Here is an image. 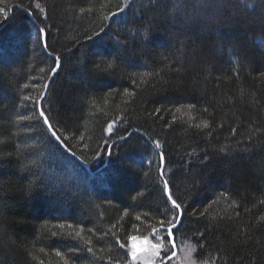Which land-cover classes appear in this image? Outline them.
Instances as JSON below:
<instances>
[{
    "label": "trees",
    "instance_id": "obj_1",
    "mask_svg": "<svg viewBox=\"0 0 264 264\" xmlns=\"http://www.w3.org/2000/svg\"><path fill=\"white\" fill-rule=\"evenodd\" d=\"M126 2L0 0V264H127L165 181L190 259L264 264V0Z\"/></svg>",
    "mask_w": 264,
    "mask_h": 264
},
{
    "label": "snow or ice",
    "instance_id": "obj_2",
    "mask_svg": "<svg viewBox=\"0 0 264 264\" xmlns=\"http://www.w3.org/2000/svg\"><path fill=\"white\" fill-rule=\"evenodd\" d=\"M36 7L39 8L40 7L39 4H37ZM122 10L123 9H121L119 7L117 8V12H121ZM0 11H2V10H0ZM80 11L83 12L84 9H81ZM4 15H7V13L5 12ZM108 15L114 16L115 13H109ZM107 18H108L107 16L104 17V19H107ZM101 31H103V29ZM38 34L41 38H44L45 37V29L44 28L38 29ZM94 35L99 36V33H94ZM45 47H47L46 43H45ZM60 65H61L60 57L57 56L55 58V66L51 68V72L56 73L58 68L60 67ZM109 66H111V65H109ZM45 87H47V85H45ZM44 95H45V93H43V92L40 93L41 97H43ZM24 99L27 100L29 98L24 97ZM39 116L43 119V123L48 126V131L51 133V135L53 137H55L57 140H59L60 137L57 135L53 126L50 124L49 118L46 116L45 111L43 110L42 106H41V110L39 111ZM19 119H21V120L30 119V117L21 116V117H19ZM207 126H208L207 122H201V124L197 125V127H207ZM111 130H112V125L110 124L108 127V131H111ZM105 147H108V146L105 145ZM156 147H160L158 142L156 143ZM109 154H111V153H109ZM163 160H164L163 155H161V174L163 173ZM163 191L167 196V200L171 202V206H172V209L174 210L175 214L169 220H161L159 222L160 227L153 230L154 237L159 241L155 245H152V248L154 249V255H159V251L161 248H167V244L164 243L165 241H167L169 244H171L172 247H175L174 240L172 239L173 232H174V229L176 228V224L181 222V205L179 203H177V201L171 195V191H170L169 184L167 181L164 182ZM137 219H139V217ZM173 221H175L176 223H173ZM166 225H167V227H165ZM162 230L165 233L164 235H162V236H156L155 235L157 232H160ZM76 234L80 235L79 232H77ZM129 239L132 240L135 238L130 236ZM88 251L91 252L92 249L89 248ZM144 251H147V249H144ZM189 251L191 252L192 249H189ZM130 255L135 260L137 258V251L133 250L130 253Z\"/></svg>",
    "mask_w": 264,
    "mask_h": 264
},
{
    "label": "rangeland",
    "instance_id": "obj_3",
    "mask_svg": "<svg viewBox=\"0 0 264 264\" xmlns=\"http://www.w3.org/2000/svg\"><path fill=\"white\" fill-rule=\"evenodd\" d=\"M131 0H127L125 6L123 7V10L119 12L118 14L120 15L121 13L126 11V7L129 5ZM207 2V1H206ZM205 2V3H206ZM23 36L21 37H15L14 43L19 44L18 41L22 39ZM7 61V60H6ZM40 108V106H39ZM40 111V109H39ZM115 125L112 126V130L108 131V135H112L115 131L114 128ZM124 137H120L114 140L113 137H111L109 140L111 141L109 146L111 144H115L121 140H123ZM176 223V222H175ZM156 236H162L164 234H155ZM154 237V236H153ZM156 242L154 239L150 238H135L132 239L130 244L126 247V250L128 252V257L129 261L127 264H157L161 261H163L165 258H167L172 252L174 251V248L172 249L171 244V252L167 251V248H161L159 251V255H154V249L152 248V245H155ZM144 249H147V251H144ZM189 249H192V246L189 244V242L186 241H179L178 244H175V253L174 256L171 258V261L168 264H212L207 261H203L202 263L196 262V260L190 259V255L193 253V249L190 252ZM136 250L137 251V258L134 260L130 253ZM166 252L169 253L167 256L163 259H161L162 253Z\"/></svg>",
    "mask_w": 264,
    "mask_h": 264
},
{
    "label": "bare ground",
    "instance_id": "obj_4",
    "mask_svg": "<svg viewBox=\"0 0 264 264\" xmlns=\"http://www.w3.org/2000/svg\"><path fill=\"white\" fill-rule=\"evenodd\" d=\"M132 1V0H131ZM130 1V2H131ZM129 137V135H127V136H125L124 138H128ZM57 140V139H56ZM57 142L61 145V146H63L65 149H67L66 148V146L60 141V140H57ZM158 154H159V161H160V168H159V174H160V176L161 177H163V173L161 174V155H163L161 152H158ZM109 155V152H108V154H107V156ZM73 156H74V158H76V159H78V161L79 162H81L82 164H83V161L80 159V158H78L76 155H74L73 154ZM164 158V157H163ZM88 168V167H87ZM163 168H164V160H163ZM110 264H115V263H110Z\"/></svg>",
    "mask_w": 264,
    "mask_h": 264
},
{
    "label": "water",
    "instance_id": "obj_5",
    "mask_svg": "<svg viewBox=\"0 0 264 264\" xmlns=\"http://www.w3.org/2000/svg\"><path fill=\"white\" fill-rule=\"evenodd\" d=\"M43 43H44V45H45V39H43ZM52 76H53V73H51L50 74V76H49V78H48V80H47V82H46V84L45 85H47V87H44V91H43V93H45L46 94V92H47V88H48V86H49V82H50V79L52 78ZM45 96V95H44ZM44 96L43 97H41V99H43L44 98ZM48 127V126H47ZM55 138V137H54ZM56 139V138H55ZM176 226H177V224H176ZM172 239H173V237H172ZM174 240V239H173ZM174 248V251L172 252V254L170 255V256H168L163 262H162V264H164L165 262H167L171 257H173L174 256V253H175V247H173Z\"/></svg>",
    "mask_w": 264,
    "mask_h": 264
}]
</instances>
